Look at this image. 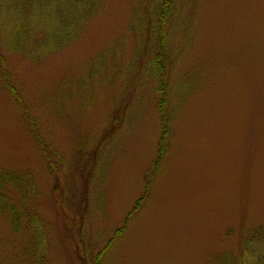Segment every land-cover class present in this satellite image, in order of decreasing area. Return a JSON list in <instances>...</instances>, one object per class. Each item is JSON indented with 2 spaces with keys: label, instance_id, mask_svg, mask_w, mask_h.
Segmentation results:
<instances>
[{
  "label": "rangeland",
  "instance_id": "obj_1",
  "mask_svg": "<svg viewBox=\"0 0 264 264\" xmlns=\"http://www.w3.org/2000/svg\"><path fill=\"white\" fill-rule=\"evenodd\" d=\"M160 5L105 0L62 50L1 49L44 147L0 74V264H39L31 213L45 264H93L143 195L161 135ZM167 36L170 147L104 264L264 257V0H176Z\"/></svg>",
  "mask_w": 264,
  "mask_h": 264
},
{
  "label": "trees",
  "instance_id": "obj_2",
  "mask_svg": "<svg viewBox=\"0 0 264 264\" xmlns=\"http://www.w3.org/2000/svg\"><path fill=\"white\" fill-rule=\"evenodd\" d=\"M105 0H0V74L1 80L10 97L20 106L26 116L32 133L41 147L44 142L39 139L35 121L29 117L28 107L21 97L18 88L11 79L7 68L6 58L1 49L9 52H20L33 45L35 56L51 54L64 49L79 38L82 26L98 11ZM176 0H161L157 14L158 48L153 61L158 75L159 101L157 109L160 115L161 135L158 141L157 156L150 174L146 178L143 195L137 200L132 210L126 216L123 225L118 228L107 245L95 255L93 264H104L105 253L120 239L130 226L131 222L140 213L150 190L156 180L166 155L168 153L172 127L167 106L170 101L169 83L167 74V26L175 13ZM40 34V35H39ZM39 35V37H36ZM47 156V150L43 151ZM6 182V177L2 179ZM35 198V185L29 180L22 202L25 206L32 204ZM29 224L34 240V250L37 263L45 264L44 255L48 249V238L44 224L40 217L31 213ZM240 264H264V257L258 259H243Z\"/></svg>",
  "mask_w": 264,
  "mask_h": 264
}]
</instances>
